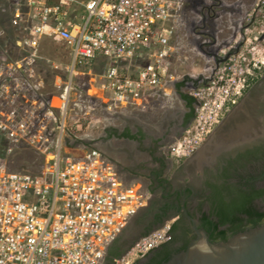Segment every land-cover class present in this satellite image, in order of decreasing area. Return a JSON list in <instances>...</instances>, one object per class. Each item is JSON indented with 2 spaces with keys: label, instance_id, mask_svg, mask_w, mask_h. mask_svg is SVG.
Wrapping results in <instances>:
<instances>
[{
  "label": "built area",
  "instance_id": "1",
  "mask_svg": "<svg viewBox=\"0 0 264 264\" xmlns=\"http://www.w3.org/2000/svg\"><path fill=\"white\" fill-rule=\"evenodd\" d=\"M183 1L0 2V13L10 17L14 47L24 53L13 59L2 52L0 64V264H105L108 247L147 205L149 188L129 181L99 149L80 142L75 153L70 151L73 139L67 144L65 138L72 127L66 124V111L78 108L86 97L88 102L101 100L112 113L121 112L141 105L146 89L165 85L164 52L134 77L122 73L120 64L147 47L151 36L166 46L177 28L184 27ZM72 6L82 8L77 20L70 18ZM193 16L195 22L197 14ZM164 22L169 25L155 34ZM43 37L69 50L68 80L59 77L61 66L38 52ZM232 41L215 53L219 63L205 68L197 85L187 89L194 100L193 119L169 147L177 162L202 145L261 76L264 48L248 59L241 51L230 52L240 42ZM222 42L214 37L212 43H200L218 47ZM97 58L105 67L102 81L97 85L88 71L89 79L75 86L76 69H89ZM49 73L55 78L47 86L43 75ZM73 123L81 129L82 122ZM172 220L139 237L111 264H134L168 241Z\"/></svg>",
  "mask_w": 264,
  "mask_h": 264
},
{
  "label": "rangeland",
  "instance_id": "2",
  "mask_svg": "<svg viewBox=\"0 0 264 264\" xmlns=\"http://www.w3.org/2000/svg\"><path fill=\"white\" fill-rule=\"evenodd\" d=\"M1 1L2 0H0V2ZM234 5L236 6L234 7ZM190 10H193V12L191 13ZM193 13L197 14L195 22L192 20L194 19ZM199 17L203 18L204 24L199 21ZM70 18H72V16H70ZM180 18L182 23H184V27L177 28L175 31V33L179 32V36H196L200 42L206 40L212 43L214 37L217 38L218 42L224 41L218 47H212L210 43L203 44L206 53H199L201 59H203V65L200 66L201 73H203L205 68L212 69L219 63V59L216 57L215 53L219 47L224 45L228 40L232 41L235 39L237 42L240 41L237 47L230 52L238 53L241 51L248 59L256 57L260 53V49L264 48V41L257 43L253 40L255 37H260V39L264 38V0H184ZM9 21L10 17L8 15H0V22L3 24V26L1 25L2 28L0 27L2 30V33L0 31V64L3 62L2 52L8 53L13 59L24 56V53H21L20 50L14 47L12 41L13 33ZM193 30L197 35H193ZM218 31H220V33H218ZM239 33L242 34V38H240L241 36ZM41 44L42 46H39L38 52L42 56L48 57L55 62L58 69L61 66L62 68L58 70V75L63 82L68 80L69 71L67 65L69 61V50L65 45L55 44L46 37H43ZM252 47L255 48L257 54L254 53V50H251ZM124 64L121 63L120 65L121 72L127 76L134 77L138 68L141 66V60L135 58L131 64ZM104 70L105 67L102 58H97L89 69H76L78 74L73 76V84L77 86L87 81L89 76L86 72L89 71L92 76L96 78L98 85L102 81ZM209 71L206 73H209ZM263 74L264 68L262 69L261 76ZM54 78L55 73L43 75L45 85L47 86L52 85ZM184 78L186 77H181L179 81H185ZM163 80L169 81L170 78L165 76ZM253 84H251L250 87ZM157 88L158 87H152L151 89L156 90ZM50 89L52 90V86ZM84 91L85 90L82 89L83 96L85 93ZM98 93L99 92H97V94ZM84 98L85 100L79 104L78 108L71 109L68 107L66 111V124H71L72 127L70 138H65L66 143H71V139H73L70 151L75 153V151L78 150L76 145L80 142L84 143L85 148L95 147L109 160L116 163L127 176L135 178L136 181L149 188V169L156 168L158 165L152 161V158L146 151L135 148L133 144L124 138H118L116 135L125 129L133 131L135 128L142 127L153 137H159V135H162L164 130L169 128L172 123L171 115H173L175 109L178 107V104H176L177 102H174L171 108H168L162 106L161 97H159V101L157 100V96H154L153 99L150 98L151 101H145V98L142 96L141 105L137 107L130 105L126 107V110L112 113L106 109V105L101 100L92 99V101L88 102V99H86V97ZM155 98L156 100L154 101ZM73 99L74 96L71 95L70 100ZM251 107L252 102L248 101L244 102L241 110L229 111L227 115H232L233 117L229 123L230 127L221 130L226 132L223 136L225 139L234 138L239 134L246 133L250 129L253 124V115L248 114V110H250ZM75 120L82 122L80 130L74 128L75 124H72V122ZM176 137L177 136L173 139L175 140ZM162 138L164 141L161 143V148H158L159 152L156 153L154 157L166 158L165 162L167 167H165L163 175L168 177L175 171L177 165H179L181 161L177 162L170 154L169 147L174 140L168 137ZM132 232L133 228L131 227V222H129L122 233L127 237L131 235Z\"/></svg>",
  "mask_w": 264,
  "mask_h": 264
},
{
  "label": "flooded vegetation",
  "instance_id": "3",
  "mask_svg": "<svg viewBox=\"0 0 264 264\" xmlns=\"http://www.w3.org/2000/svg\"><path fill=\"white\" fill-rule=\"evenodd\" d=\"M248 101L252 102L248 114L253 115V124L246 133L234 138L223 137L226 132L221 130L229 128L233 118L232 115H227L228 112L192 155L181 161L170 176H162L166 179L165 182H161L155 175H149L152 170L149 169L148 203L130 220L133 228L131 235L126 237L121 232L114 248H124L141 237L145 230L156 227L159 220L171 219L177 225L172 247L188 246L196 235L190 221L184 216L182 207L198 227L203 214L216 222L217 210L233 203L237 205L235 216L239 219L240 230L258 226L254 221L260 214H264V74L244 92L230 111L241 110L244 102ZM139 130L143 133L141 142L133 141L138 147L146 149L144 151L148 155L147 149H154V156L159 152L163 138L155 139L142 127L133 131L129 129L131 134H136ZM263 223L264 220L259 224ZM219 230H226V234L231 235L235 229L231 224L225 223L219 226ZM146 256L134 264H143Z\"/></svg>",
  "mask_w": 264,
  "mask_h": 264
},
{
  "label": "crops",
  "instance_id": "4",
  "mask_svg": "<svg viewBox=\"0 0 264 264\" xmlns=\"http://www.w3.org/2000/svg\"><path fill=\"white\" fill-rule=\"evenodd\" d=\"M80 1V0H79ZM82 1V0H81ZM0 15H3L0 13ZM82 15V8L79 6H72L70 9V16H72V20H77ZM1 24L0 22V27ZM169 23L164 22L157 25L155 28V34L159 32L160 28L167 27ZM2 28V27H1ZM1 33L2 30L0 29ZM198 33V32H197ZM42 41V40H41ZM147 47H141L136 55L128 60L122 62L126 65L131 64L133 59L138 58L141 60V67L146 64L151 63L155 60L157 55L160 52H164V60L168 64V70L166 74H163V77H168L170 80L165 81V85L159 86L156 90L154 89H146L143 91L142 96L145 98V101H151L150 98L153 99L154 96H157V100L159 101V97L162 98L161 104L162 106L171 108L174 102H177L178 107L175 109L173 115H171L172 123L169 128L164 130L162 135L159 137H154L155 139H161L162 137H168L171 140L177 136L178 138L184 128L192 121L193 119V104L194 100L187 94V89L193 85H197L198 79L201 77V69L200 66L203 65L201 56L199 53H206L203 48V44L200 43L199 39L195 37H184V35L179 36V32H174L173 36H171L167 42L166 46H161L158 44L156 37L151 36L148 38ZM40 46H42L40 42ZM196 51V52H195ZM124 64V65H125ZM121 65V64H120ZM139 69V68H138ZM181 77L184 78L185 81H179ZM177 87V85H179ZM181 95H186L192 99L191 106H188L186 100L181 98ZM156 98L154 99V101ZM168 126V125H167ZM217 127V126H216ZM135 148L142 150L137 146V143L130 139H125ZM170 140V141H171ZM164 140L162 139L161 142ZM120 171L123 175L129 180L132 181L135 178L127 176L121 169ZM136 180V179H135Z\"/></svg>",
  "mask_w": 264,
  "mask_h": 264
},
{
  "label": "water",
  "instance_id": "5",
  "mask_svg": "<svg viewBox=\"0 0 264 264\" xmlns=\"http://www.w3.org/2000/svg\"><path fill=\"white\" fill-rule=\"evenodd\" d=\"M182 212L196 237L164 264H264V223L239 232L225 242H211L184 207Z\"/></svg>",
  "mask_w": 264,
  "mask_h": 264
},
{
  "label": "trees",
  "instance_id": "6",
  "mask_svg": "<svg viewBox=\"0 0 264 264\" xmlns=\"http://www.w3.org/2000/svg\"><path fill=\"white\" fill-rule=\"evenodd\" d=\"M179 86H180V84L177 85V87H179ZM181 98L186 100L188 106H191L192 99L190 97H187L186 95H181ZM116 136L118 138H127L130 140H135L138 143H140L142 138H143V133L139 130L138 133L131 134L129 129H125L121 133L117 134ZM144 150H146V149H144ZM147 150H148L149 154L151 155L152 161L158 165V167L153 168L150 171L149 175H155V177H158V179H160L161 182H165L166 179L164 177H162L163 176V170L165 168L164 157H154L153 156L154 149H147ZM238 207H239V205H238ZM240 208H241V206H240ZM235 209H237V205H235L233 203H229V204H226V205H223L222 207H220L216 212V216L218 219L216 222L212 221L205 214L202 215V218L200 219L198 227L202 228L203 230L206 231L208 238H209V241H211V242H225L228 238L232 237V235H234L235 233L240 232V231H245V230H240V228H238L239 227V219L235 216V213H236ZM154 218H157V217L154 216ZM263 220H264V214H260L259 217L254 222L257 225H260L259 223ZM163 221L164 220H159L158 225L154 228H159L162 225ZM225 223L231 224V226L235 229L231 235H227L226 230H219V226L223 225ZM176 227H177L176 223H172L171 228H170V232H169V234H170L169 240L162 243L161 245H159L157 248L153 249L152 251H150L147 254L146 260L143 262V264H164L170 258V256L172 254L177 253L179 251H182L187 247L185 245L182 247H179V248H173L172 247V243L174 242V231H175ZM152 229L153 228H149V229L145 230L140 236H144V235L148 234ZM117 239L118 238H116L111 243V245L108 247L107 255L105 257V264H111V262L114 258H117L120 255H122L136 240V239L133 240L130 244H128L124 248L118 249V248L113 247V245L117 242Z\"/></svg>",
  "mask_w": 264,
  "mask_h": 264
},
{
  "label": "bare ground",
  "instance_id": "7",
  "mask_svg": "<svg viewBox=\"0 0 264 264\" xmlns=\"http://www.w3.org/2000/svg\"><path fill=\"white\" fill-rule=\"evenodd\" d=\"M236 5H234V7H235ZM234 7H231V8H234ZM238 8V7H237ZM208 59V58H207ZM210 62V61H209Z\"/></svg>",
  "mask_w": 264,
  "mask_h": 264
}]
</instances>
